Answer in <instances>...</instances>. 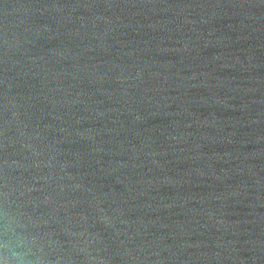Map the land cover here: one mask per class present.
<instances>
[{
  "label": "water",
  "instance_id": "water-1",
  "mask_svg": "<svg viewBox=\"0 0 264 264\" xmlns=\"http://www.w3.org/2000/svg\"><path fill=\"white\" fill-rule=\"evenodd\" d=\"M0 260L264 264V0H0Z\"/></svg>",
  "mask_w": 264,
  "mask_h": 264
},
{
  "label": "clouds",
  "instance_id": "clouds-1",
  "mask_svg": "<svg viewBox=\"0 0 264 264\" xmlns=\"http://www.w3.org/2000/svg\"><path fill=\"white\" fill-rule=\"evenodd\" d=\"M0 264H5V261H3V260H0Z\"/></svg>",
  "mask_w": 264,
  "mask_h": 264
}]
</instances>
